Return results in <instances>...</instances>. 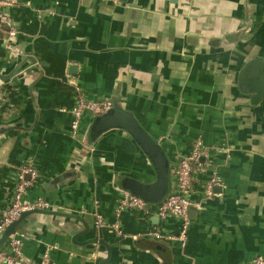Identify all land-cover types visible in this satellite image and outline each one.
I'll use <instances>...</instances> for the list:
<instances>
[{
  "label": "crops",
  "instance_id": "crops-1",
  "mask_svg": "<svg viewBox=\"0 0 264 264\" xmlns=\"http://www.w3.org/2000/svg\"><path fill=\"white\" fill-rule=\"evenodd\" d=\"M16 2L0 9L18 29L20 53L12 57L0 33V219L22 166L40 173L25 200L51 207L18 226L25 259L247 264L264 257V84L241 81L247 67L256 78L264 71V0ZM80 91L134 116L165 153L171 189L194 142L209 149L193 172L186 246L149 237L177 236L182 227L178 218H158L153 205L150 214L122 212V233L114 230L123 181L153 185L157 172L126 130L94 136L90 113L72 128ZM214 171L223 185L208 197Z\"/></svg>",
  "mask_w": 264,
  "mask_h": 264
},
{
  "label": "built area",
  "instance_id": "built-area-1",
  "mask_svg": "<svg viewBox=\"0 0 264 264\" xmlns=\"http://www.w3.org/2000/svg\"><path fill=\"white\" fill-rule=\"evenodd\" d=\"M16 0H0L1 8H10L16 4ZM0 33H3L6 42V49L14 58H19L20 53L15 48L13 41L18 36V29L13 23V19L4 11H0ZM114 102L110 99L104 98L101 100H87L84 94L78 92V97L74 107L70 113L73 116L72 128L78 130L80 122L85 113H90L94 117L102 116L113 108ZM4 103L2 100V93L0 91V115L3 111ZM227 153H230V148H225ZM209 149L204 146L201 140H196L193 144L192 151L186 155L173 170L172 180L173 187L166 195V197L157 204H152L145 201L143 198L125 192L119 201L115 210V223L112 225L118 234H121L120 215L126 210H133L136 212H143L150 214L152 205L155 206L158 218L165 219L167 217H175L181 220L182 227L179 235L161 234L158 231H151L148 233L149 237L155 241L163 240H177L184 247L188 241V230L191 224L189 217V207L192 205L190 194L193 191V172L195 166L209 155ZM40 173L33 166H22L18 170L17 182L14 189L13 200L8 210L0 219V236L4 234L6 229L18 221L25 212L33 210H48L50 204L42 198L34 202H27L25 197L28 190L34 187L39 181ZM223 185L222 179L214 171L206 182V195L208 197L214 196V188ZM97 224L104 225V220L101 215L97 216ZM24 234L16 232L11 235L7 241L0 248V264H32L27 261L23 255V239ZM49 263V255L46 253L43 256L41 264ZM247 264H264V257L258 256Z\"/></svg>",
  "mask_w": 264,
  "mask_h": 264
},
{
  "label": "water",
  "instance_id": "water-1",
  "mask_svg": "<svg viewBox=\"0 0 264 264\" xmlns=\"http://www.w3.org/2000/svg\"><path fill=\"white\" fill-rule=\"evenodd\" d=\"M249 70L250 67H247L243 71V77L241 78V81L243 83L248 84L251 80L254 81L256 85L257 83L261 85L264 84V71L262 73L257 74L258 77L256 78L255 74H253V76L249 75ZM111 128H121L129 132L134 138V140L142 148V150L150 158L157 172V182L155 184L144 185L141 183L133 182L131 179L126 178L123 181L124 190L129 193L135 194L152 204H157L161 202L169 193L168 191L170 188V164L160 145L156 143L141 128L138 121L134 118L131 113L123 110L116 103H114L113 108L109 112L102 116H98L95 119L94 124L92 126V133L94 134V136H98L99 134ZM189 210L192 212L194 208L189 207ZM35 212L41 211L33 210L25 212L18 221H16L14 224H12L6 229L4 234L0 236V248L7 241V239L16 232L21 221L24 220L29 214ZM76 234L77 233L75 231H72V235L74 236V238ZM106 261L107 260L103 261L101 264H105Z\"/></svg>",
  "mask_w": 264,
  "mask_h": 264
},
{
  "label": "trees",
  "instance_id": "trees-1",
  "mask_svg": "<svg viewBox=\"0 0 264 264\" xmlns=\"http://www.w3.org/2000/svg\"><path fill=\"white\" fill-rule=\"evenodd\" d=\"M170 189H171V187L169 188V191H170ZM169 191H168V192H169Z\"/></svg>",
  "mask_w": 264,
  "mask_h": 264
}]
</instances>
